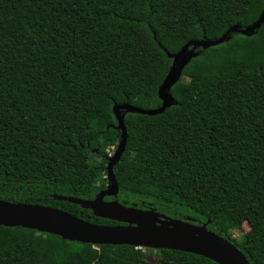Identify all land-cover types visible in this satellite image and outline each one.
Segmentation results:
<instances>
[{"label": "trees", "instance_id": "16d2710c", "mask_svg": "<svg viewBox=\"0 0 264 264\" xmlns=\"http://www.w3.org/2000/svg\"><path fill=\"white\" fill-rule=\"evenodd\" d=\"M263 14L264 0H0V201L122 226L59 198L107 189L122 140L114 108L160 109L168 54L195 43L175 105L158 116L118 110L126 150L113 170L118 196L106 201L205 225L264 264V24L252 30ZM234 27L250 35L199 45ZM157 252L167 264H216ZM142 254L0 227V264H135Z\"/></svg>", "mask_w": 264, "mask_h": 264}, {"label": "water", "instance_id": "95a60500", "mask_svg": "<svg viewBox=\"0 0 264 264\" xmlns=\"http://www.w3.org/2000/svg\"><path fill=\"white\" fill-rule=\"evenodd\" d=\"M264 24V14L253 27V31ZM251 28L240 30L230 29L218 40H206L199 44L204 49L223 44L229 39L231 32L250 35ZM195 44L191 43L190 45ZM187 45L176 55L168 54L173 59L174 72L164 81L159 90L163 106L158 110L145 111L134 106L122 105L114 108L118 122L117 130L121 132V142L116 153L109 157L107 180L109 186L101 191L93 201H83L74 198L60 197L61 201H68L80 205L83 209L91 210L95 217L114 221L122 226H98L72 216L69 213L35 205L11 204L0 201V227L23 228L42 234L54 235L65 241L93 246H131L134 248L150 249L154 251H178L190 253L216 264H250L244 254L229 240L210 231L207 227L190 224V221H167L154 211H143L128 208L117 200L106 201V198H116L119 186L113 173L126 150L127 131L124 114L118 110L146 116H158L165 113L175 101L170 94L171 88L179 82L188 62L181 58L189 48ZM194 57L191 53L190 60ZM180 61L179 70L176 68Z\"/></svg>", "mask_w": 264, "mask_h": 264}, {"label": "rangeland", "instance_id": "374dc122", "mask_svg": "<svg viewBox=\"0 0 264 264\" xmlns=\"http://www.w3.org/2000/svg\"><path fill=\"white\" fill-rule=\"evenodd\" d=\"M217 39H211V42L213 40H218ZM169 115L172 116V112H169ZM126 115L124 114V120H125ZM117 151L116 149H110L109 151V157L113 156ZM109 186V184H108ZM249 226L247 224H244L242 229L239 230H230V235L232 236L233 239L236 240H241V238L249 232ZM139 249L143 254H142V258L140 260L135 261V264H167L164 259L162 258V256L154 250H150V249H143V248H136ZM111 259L109 257H106V262L108 264H114L113 262L110 261Z\"/></svg>", "mask_w": 264, "mask_h": 264}]
</instances>
